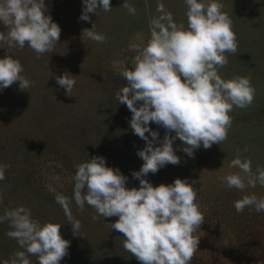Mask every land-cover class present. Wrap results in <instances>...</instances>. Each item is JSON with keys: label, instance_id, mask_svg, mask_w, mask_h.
<instances>
[{"label": "rangeland", "instance_id": "374dc122", "mask_svg": "<svg viewBox=\"0 0 264 264\" xmlns=\"http://www.w3.org/2000/svg\"><path fill=\"white\" fill-rule=\"evenodd\" d=\"M124 2L135 7V15L122 6ZM221 2L232 19L238 49L236 54H226L228 64L219 73L223 78L250 76L254 100L230 113L232 125L222 144L196 149L190 158L177 138L173 148L180 163L167 164L145 178L154 186L177 177L196 181L193 186L205 221L195 234L200 237L191 264H264V211L234 208V201L244 194L264 196V187L241 193L219 179L229 170L236 149L251 158L253 171L257 165L264 167V0ZM46 3L61 29L58 44L52 53L39 57L27 45L12 50L32 84L27 90H20L18 82L0 89V164L9 166L0 180V215L23 205L31 209L34 219L61 224L60 233L70 247L60 264H140L124 249L122 233L111 229L117 217L93 220L95 209L87 204L83 211L78 208L72 199V178L76 164L103 156L108 166L128 177L126 187L139 186L132 172L143 164L137 152L145 141L133 133L131 112L116 99L127 83L121 72L131 67L135 55L129 50L130 42L149 38L150 20L160 14L158 5L171 12L175 22L187 23L184 0H110L112 10L90 13L89 21L79 19L82 0ZM92 24L105 42L84 36L83 30ZM0 31H6L2 23ZM5 54L6 49L0 48V58ZM65 72L75 76L72 96L55 79ZM149 126L163 138L162 127ZM57 193L72 200L70 211L81 222L80 236L73 235L64 209L56 202ZM9 230L7 221L0 223V264L23 250L6 235ZM29 258L37 264L35 256Z\"/></svg>", "mask_w": 264, "mask_h": 264}, {"label": "clouds", "instance_id": "9594fccd", "mask_svg": "<svg viewBox=\"0 0 264 264\" xmlns=\"http://www.w3.org/2000/svg\"><path fill=\"white\" fill-rule=\"evenodd\" d=\"M82 3L79 19L84 21L90 20V13L112 10L110 0ZM184 3L186 24L175 22L172 13L158 5L160 14L150 20L149 38L130 42L129 50L135 55L131 67L121 72L127 83L116 99L130 110L133 133L145 141L137 152L143 164L132 172L139 186L126 187L128 177L119 168L108 166L103 156L76 164L72 178V199L78 208L83 211L87 204L95 209L93 220L117 217L111 229L122 233L124 249L140 264H191L200 237L195 234L205 221L193 186L196 181L177 177L172 183L154 186L145 177L167 164L180 163L173 148L177 138L190 158L196 149L222 144L232 125L230 113L234 108L249 107L256 94L250 76L223 78L219 73L228 64L226 54H236L238 49L232 19L221 0ZM122 6L136 14L133 5L124 2ZM0 23L6 28L0 31V48L6 49L0 58V89L18 82L20 90H27L32 82L22 74L24 68L12 50L27 45L38 57L52 53L61 29L48 14L46 0H0ZM83 34L98 43L106 39L95 31L94 24ZM74 77L67 72L55 77L68 96L76 84ZM150 123L165 130L162 139ZM247 150L245 146L243 151ZM8 167L0 164V180L5 179ZM228 168L219 177L227 188L244 193L257 185L264 187V167L257 165L253 171L251 158L242 156L241 149H236ZM55 199L77 235L81 222L71 214L72 200L60 193ZM234 208L237 212L245 208L264 211V196L244 194L234 201ZM5 221L10 229L6 235L23 249L15 251L7 264H33L30 256L37 258V264H60L68 254L70 242L62 237L61 224L34 219L31 209L23 205L5 209L0 223Z\"/></svg>", "mask_w": 264, "mask_h": 264}]
</instances>
